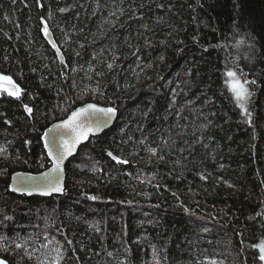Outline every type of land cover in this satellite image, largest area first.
I'll return each instance as SVG.
<instances>
[{
    "label": "trees",
    "instance_id": "16d2710c",
    "mask_svg": "<svg viewBox=\"0 0 264 264\" xmlns=\"http://www.w3.org/2000/svg\"><path fill=\"white\" fill-rule=\"evenodd\" d=\"M227 69L256 81L251 122ZM0 75L21 89L0 96L5 264L57 247L59 264H262L264 0H0ZM87 103L118 117L68 162L64 193L11 194L13 174L50 167L44 130Z\"/></svg>",
    "mask_w": 264,
    "mask_h": 264
},
{
    "label": "snow or ice",
    "instance_id": "6c2138e0",
    "mask_svg": "<svg viewBox=\"0 0 264 264\" xmlns=\"http://www.w3.org/2000/svg\"><path fill=\"white\" fill-rule=\"evenodd\" d=\"M61 11H64L61 9ZM45 33L47 30L45 29ZM244 43L243 40L238 41L237 44ZM109 68L112 67L111 64L108 65ZM225 76V86L228 92L231 94L233 101L235 102L236 106L240 109L241 115L245 116L249 122H251L252 113L249 111L247 105L250 103L251 97L253 96V92L250 91L249 85H255L256 81L251 80L249 81L244 77L243 73H238L232 69H227L224 73ZM0 82H6L8 87H4L3 83H0V90L6 91L9 96H15L19 98L21 94L20 88L12 81L11 77L0 75ZM25 110L29 113L32 111L30 108L25 106ZM116 109L114 108H98L94 104H87L84 107L78 108L71 113L67 120L63 121L61 124L53 125L51 129L48 130L49 133H52V137L50 141L45 143V147L49 148L50 144L55 145L57 140H59L58 150L54 154L53 151L49 150V156L52 157L55 155L53 159V167L45 173H41L40 181L43 184V188L37 187L35 190L41 191L42 194H49L50 192H62L63 188L59 184L58 176H54L53 173H59L62 171L61 164L66 156L72 154L75 150L76 145L79 144L82 140L87 139L88 133L93 130V122L95 121V130H99L100 128V116L97 114H101L105 119L104 123L115 115ZM46 136L48 133L45 134ZM66 137H70L67 138ZM27 143V142H26ZM143 143V141H142ZM2 151V149H0ZM148 151L152 155L157 154L156 148H149ZM109 156L112 157L117 163H127L125 160H121L120 158L113 156L111 152L108 153ZM163 157H161L162 159ZM21 174H16L14 179H20ZM203 179V177H201ZM29 180H35V177H28ZM13 191H28L31 194V190L25 189L23 187L12 188ZM89 199H97V197H89ZM187 211V209H185ZM257 215H261L257 213ZM5 220H10L12 217L5 216ZM3 238H0L2 240ZM47 239V237H46ZM71 243V241H69ZM17 248H21L22 245L17 243ZM44 248H47L48 245H43ZM251 247L258 250V259L264 264V239H261L258 243L251 245ZM57 255L52 261V264H59V261L62 259V253L60 248L57 247L54 250ZM111 255V253H109ZM155 256V251H154ZM0 264H5V261L0 260ZM210 264H216L215 261H211Z\"/></svg>",
    "mask_w": 264,
    "mask_h": 264
},
{
    "label": "water",
    "instance_id": "95a60500",
    "mask_svg": "<svg viewBox=\"0 0 264 264\" xmlns=\"http://www.w3.org/2000/svg\"><path fill=\"white\" fill-rule=\"evenodd\" d=\"M41 22H42V27H43V38H44V40L47 42V44L50 46V48L55 53L57 61L60 64L65 65V58H64L62 52L59 50L56 42L54 41V38H53V35H52L51 31L49 30L48 26L43 21H41ZM45 29L47 30V33H45ZM12 81L15 83V81L13 79H12ZM0 83H3L4 87H8L6 82H0ZM1 94H5L7 97L12 98V99H18L15 96H9L8 93L6 91H3V90H0V96H1ZM87 104H94V103H87ZM87 104H84V105H82V106H80L78 108L84 107ZM94 105H96L98 108H109V107H104V106H100V105H97V104H94ZM78 108H76V109H78ZM111 108L116 109L115 115L111 118V120H108L106 123H104L103 121H104L105 118L101 114H97L98 116H100V120H101L99 130L98 131L95 130V121H94L93 122V130L88 133L87 139H84L79 144H77L76 148L72 152V154L69 155V156H66V158L63 160V162L61 164L62 171L59 172V173H53L54 176H58V178H59V184L63 188L62 192H50L49 194L45 195V194H42L41 191L35 190L37 187L43 188V184H42V182L39 179L40 176H41V173L40 174H29V173H15V174H13L11 176V178H10V182H9V185H8L9 192L11 194H15V195H18V196L23 195V196H26V197H37V198H49V197H52V196H61L64 193V191H65V180H66L65 167L68 164V162L71 159H73L78 154L79 149L82 146L86 145L91 138H95V137L101 136L104 132L108 131L110 128H112L114 126V124H115V122L117 120V117H118V109L115 108V107H111ZM75 110H73V111H75ZM24 112L26 113V115H29V112L25 110V107H24ZM71 113L64 120L59 121V122H55L52 125H50L47 129L44 130V132H43V134L41 136V143H42L43 150H44V152H45V154H46V156H47V158H48V160L50 162V167L46 171H44L42 173L48 172L53 167L52 161L55 158V155L50 157L49 156V150L51 149L53 151V153L55 154L57 152V150H58V145H59V140H57V143L55 145L50 144L49 148L45 147V143L47 141H50L51 137H52V133H49L48 130L51 129L53 127V125L61 124L63 121L67 120L68 117L71 115ZM46 133H48L47 136L45 135ZM67 138H70V137H66V139ZM107 157L110 160L116 162L115 160L112 159L111 156L108 155V153H107ZM16 174H21V178L20 179H14ZM28 177H35L37 179L29 180V179H27ZM18 187H23L25 189L31 190V194H29L28 191H13L12 190V188H18Z\"/></svg>",
    "mask_w": 264,
    "mask_h": 264
},
{
    "label": "bare ground",
    "instance_id": "6f19581e",
    "mask_svg": "<svg viewBox=\"0 0 264 264\" xmlns=\"http://www.w3.org/2000/svg\"><path fill=\"white\" fill-rule=\"evenodd\" d=\"M3 95V94H2Z\"/></svg>",
    "mask_w": 264,
    "mask_h": 264
}]
</instances>
